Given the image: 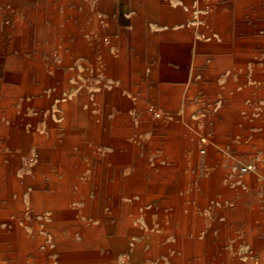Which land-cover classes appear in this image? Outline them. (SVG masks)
Segmentation results:
<instances>
[{
	"label": "rangeland",
	"instance_id": "374dc122",
	"mask_svg": "<svg viewBox=\"0 0 264 264\" xmlns=\"http://www.w3.org/2000/svg\"><path fill=\"white\" fill-rule=\"evenodd\" d=\"M233 1L226 5L220 0H92L91 17L88 11L85 13L86 24L77 23L75 31L70 27L69 33L61 34L53 50H41L39 61L45 62L47 54L52 53L60 62L44 64L46 72L58 73L61 81L43 90L51 94L60 86L62 98H54L49 114V119L59 123L54 106L59 100L64 101L66 95L69 99L82 93L92 97L102 93L103 86L111 90L112 82L103 84L100 70L103 45H110L115 39L121 46L120 33L131 31L133 18L141 21L150 33H167L163 39L149 40L146 44L143 32L138 33V43L143 46L141 59H134L132 63L128 58L123 75L119 74L120 88L123 86L122 91L133 103L130 126H120L121 133L133 135L138 158L143 156V141L152 138L150 181L145 172L131 170L126 165L122 174L125 177L133 172L136 179L147 181L152 187V196L147 188H141L127 196L120 192L119 201H110L105 192L103 211L112 214L108 216L109 222L118 229L121 221L116 214H120L122 206H136L135 212L129 209L128 215L134 231L129 236H113L111 232L103 236L106 240L113 239L115 245L124 243L125 247L103 249L95 242L98 249L94 251L99 257L88 260V264H246L244 247L234 248L237 239L230 237L247 235L241 214H236L237 202L252 213V230L248 235L264 236V230L260 231V227L264 229L261 215L264 207L258 205L261 202L258 184H264V0ZM10 3L24 8L23 0H10ZM214 4L228 13L230 36L237 31L236 39L240 42L233 40L232 54L208 47L205 43L208 38L204 37L207 33L198 32L206 27L204 14ZM38 6L39 0H32L25 7L38 12ZM79 12L77 6L78 16ZM96 13L101 17L99 25L95 23ZM5 26L6 32L0 36V102L5 105L3 109L13 111L8 113L0 108V126L7 127L5 133L0 132V208L7 207L8 198L11 203L0 215V233L6 235L7 251L36 250L23 253L29 256L20 258L19 264H59L58 254L62 250L56 247L54 237L46 228L48 220L33 213L31 194L42 189L24 184L37 162V144L46 136L48 111L34 105L23 106L24 98L14 94V82L5 79L9 70L24 74L26 67L20 64L22 60H37L32 55L37 54L35 47L43 42V29L47 26L34 24L19 12L13 13ZM103 26L108 31L104 42ZM97 29L101 35L96 33ZM181 30H190L193 41L202 44L188 47L189 40L181 41L169 34ZM65 36L69 40L65 41ZM126 44L127 40L122 46L127 47ZM14 58L17 64L11 68ZM166 71L168 76L164 75ZM35 76V84L39 85V70ZM26 102L32 104L31 98L26 97ZM91 102L92 112H96L100 103L93 98ZM147 107L152 113L150 129L145 130L142 116ZM163 107L166 111L161 122L159 112ZM121 110L123 115L124 103ZM159 123L164 129L157 131ZM8 131H12L11 137ZM195 142L197 157L193 156ZM242 166H252V169L242 173ZM11 186L21 192L19 200L13 194L9 196ZM257 207L261 209L258 217L253 215ZM164 236H168L164 243L173 244L178 239L180 248H194L197 241L202 243L201 249L213 250L203 255L177 252L170 247L164 250L160 240ZM74 237L76 241L79 239ZM149 246L151 251L146 249ZM35 253L37 258L30 255ZM260 259V256H251L253 264H264ZM12 260L13 257L2 259L4 264Z\"/></svg>",
	"mask_w": 264,
	"mask_h": 264
},
{
	"label": "bare ground",
	"instance_id": "6f19581e",
	"mask_svg": "<svg viewBox=\"0 0 264 264\" xmlns=\"http://www.w3.org/2000/svg\"><path fill=\"white\" fill-rule=\"evenodd\" d=\"M220 2L226 5L233 4V0H222ZM209 10L208 13L204 14L206 27L198 32L207 33L204 37L208 38L205 42L208 47L221 48L232 54L233 51L231 49L235 46L232 43L233 40H236L234 43L240 42V40L239 38L236 39V30L233 31L235 34L232 37L230 36L229 32L232 29H227L231 25L228 13L224 12L225 10L220 11L215 4L210 6ZM109 11L112 10L109 9ZM131 25L133 27L131 31L129 30V33L125 30L120 33V36H122L121 42L123 44L127 40L125 45L127 47H123L122 44L121 47L115 39L110 41V45H103V63L100 70L103 72V84L107 81L112 82L111 90L107 91L103 86V92L94 94L92 97L82 93L69 99L66 95L64 101L59 100L54 106L57 111L55 118L61 120H59V123H54V121L49 119V114L51 113L50 109L54 98H62L60 86H58L56 92L51 94L43 92L44 89H47L55 82L61 81L58 73H47L44 69V64L38 60L25 62L24 74L13 73L10 70L5 73V79L15 84L13 88L14 94L24 98L22 101L23 106L34 105L36 108L48 111L46 114L48 118L46 136L37 144V162L32 169V175L25 179L24 184L28 186L37 185L42 189L41 192L36 191V193L31 194L33 213L48 220V223H45L46 228L50 236L54 237L56 247L62 250L58 254L60 256L59 264H67L68 262L72 264H88V260L99 257V253L94 251L98 249L95 246L96 244H99L103 249L106 246H111L112 250L119 246L125 247L124 243L115 245L112 243L113 239L106 240L103 236H109L108 233L110 232L113 236H129L128 234L134 231L132 222H129V209L135 212L136 206L128 207L125 204L122 206L120 214H116L121 221L118 229L117 225L109 222L110 217L108 216L112 214L103 211V200L108 196L107 198L110 201H119L120 192L127 196V194H131L141 188H147L148 190L152 188L147 181L141 178L136 179L138 177L133 172L125 177L122 174V170L126 165L131 170L140 169L145 172L148 181H150L153 175L149 166L152 138L143 141V156L138 158L135 144L132 141L133 135H123L121 133L122 129L120 126L123 124L130 126L131 115L129 112H133V103L130 98H127L126 93L122 91L123 86L120 88L121 79L119 72L122 68L121 63L128 61V58L131 60L141 59L140 51L143 46L138 43V33L142 34L143 32L145 36L143 43L145 44L149 40L155 42L158 39H163L167 33H150L145 29V25L136 18L131 20ZM107 32V29L103 26V42ZM169 34H174L176 39L181 41L189 40L188 47L202 44L201 41H193L190 30H181L177 31V33ZM214 34L216 35L214 36ZM123 38L126 39L123 40ZM127 48L129 51L126 50ZM33 57L36 59V56L33 55ZM166 57L169 56L166 55ZM226 57L232 56L228 55ZM9 67L12 68L13 65L11 64ZM38 70L41 76L38 80L39 85H36L35 73ZM26 97L31 98L32 104L26 102ZM91 98L97 99V102L99 101L100 103L96 112H92L94 107ZM123 103L125 110L124 114L120 115L123 112L121 110ZM161 103L164 104V97L162 96ZM3 105L0 102L2 111L12 113V109H3ZM165 111L166 109L163 107L159 112L161 114V122L165 118ZM151 113V108L143 109L142 118L145 130L147 128L150 129L151 122L149 118L151 117L149 116ZM123 119H125L124 123ZM157 126V131L164 127L161 123L157 124ZM5 131H7V127L0 126V132L5 133ZM8 132V136L11 137L12 131ZM8 143L10 144V142ZM193 145V156L197 157L196 150L198 145L196 142ZM160 179H163V177ZM9 182L12 181L10 180L7 183ZM162 182L164 183V181ZM178 185L180 186V184ZM12 187L8 188L9 196L13 194L16 197L15 199L19 200L21 192L15 191ZM9 203H11V199L8 198L7 207L0 208V215L5 210H8ZM110 209L113 208L111 207ZM18 210L21 209L19 208ZM107 224L112 225V227L108 228ZM71 225L73 226L72 228L69 227ZM162 231H165V229H162ZM17 232L19 235L22 234L24 236L21 230ZM74 236H78L79 239L76 241ZM69 238L73 239L67 240ZM5 239L6 235L0 233V264H4L2 259L5 260L14 256L10 250H6L7 241ZM161 242H163L162 249L164 250L169 247L174 250L180 249L178 239L170 245L165 244L162 240ZM200 245L202 243L195 242L194 249L200 250ZM68 246H71L69 247L70 251H67ZM150 247L146 248L148 249L147 251H151ZM144 250L143 248V252H145Z\"/></svg>",
	"mask_w": 264,
	"mask_h": 264
},
{
	"label": "crops",
	"instance_id": "0c3cea01",
	"mask_svg": "<svg viewBox=\"0 0 264 264\" xmlns=\"http://www.w3.org/2000/svg\"><path fill=\"white\" fill-rule=\"evenodd\" d=\"M24 1V8H17L16 6H14L13 4L10 3V0H0V36L1 34H3L4 32H6V21L8 20V18L11 19L13 13H21L23 16H25L27 19H29L32 23L37 24V25H42L44 24L45 27L43 29L44 31V37H43V42H41V44L39 46L35 47V50L37 52V54H33L34 56H36V59L39 61V57L41 54V50L45 49H49V50H53V48L56 47V43L57 41H59L61 34H65L66 32L69 33V29L71 27V31H75L76 25L77 23L80 25H84L86 24V18L87 16L85 15L86 11L89 12L88 17H91L92 14V0H39V9L38 12H34V11H28L27 7H25L27 4L31 3L32 0H23ZM101 1V0H99ZM222 1V0H220ZM234 2V1H233ZM77 6H79V16L76 13V9ZM96 19H95V23L96 24H101L100 23V19L101 17L96 13L95 15ZM90 25H91V21H90ZM2 26V27H1ZM97 34L101 35V31L99 32V30L97 29L96 31ZM64 40L67 41L69 40L66 36L64 37ZM32 55V56H33ZM46 61L45 62H41L42 64H48V65H54V64H59L60 62L56 61L54 59L53 54H47V56L45 57ZM16 58H14L15 60ZM11 61V64H17V61L15 60ZM134 63V60H132ZM25 62H30L29 60H22L20 62V64L25 65ZM124 63H121V71L119 72V74L122 72L123 75V71H124ZM165 76H168V71L164 72ZM123 79V78H122ZM215 138V136H214ZM215 154V153H214ZM197 164V159H195ZM258 190H259V200L261 202H259L258 205H263L264 207V184H258ZM148 193L150 194L149 196H152V190H148ZM151 199V197L149 198ZM258 208V207H257ZM259 210L261 209H257L253 215L258 217V213ZM236 214H241V217L243 218L241 224L243 227V231L247 234L246 236H230V237H234V239H237V241L234 242L233 247L237 248L240 245H242L245 249V263L246 264H253V262L251 261V256L252 255H257L261 257V263H263L264 261V257H263V253H264V236H249L248 234L251 233L252 230V213L251 212H247V209L242 205L241 202H237L236 205ZM262 216H264V214H261ZM262 216H259V219H261ZM260 231L263 232V228L260 227ZM186 231V229L184 230ZM168 236H164L161 240L166 242V238ZM239 237V238H238ZM175 239V238H172ZM197 242V241H194ZM192 242V243H194ZM166 244V243H165ZM167 244H172V243H167ZM169 249V248H168ZM173 251H177V252H184L186 254H204L205 252H209L212 251L213 249H194V248H180L178 250H174L172 248H170ZM71 249L68 246V250L70 251ZM167 250V249H166ZM11 253L14 255L13 256V260L10 262V264H19L21 263V259L24 256H29L28 254H26V251H34L36 252V250H21V249H16L15 251L17 253H14V250H10ZM25 253V254H23ZM33 253V252H32ZM33 258H37V254L35 253L30 254ZM191 260V259H190ZM191 262H193L191 260Z\"/></svg>",
	"mask_w": 264,
	"mask_h": 264
},
{
	"label": "built area",
	"instance_id": "2783aa9c",
	"mask_svg": "<svg viewBox=\"0 0 264 264\" xmlns=\"http://www.w3.org/2000/svg\"><path fill=\"white\" fill-rule=\"evenodd\" d=\"M252 169V166H242L241 168H240V171L242 172V173H245V172H248L249 170H251Z\"/></svg>",
	"mask_w": 264,
	"mask_h": 264
}]
</instances>
